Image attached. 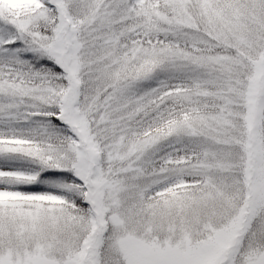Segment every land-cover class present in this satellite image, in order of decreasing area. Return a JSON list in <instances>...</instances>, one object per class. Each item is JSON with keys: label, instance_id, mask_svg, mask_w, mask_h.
<instances>
[{"label": "snow or ice", "instance_id": "6c2138e0", "mask_svg": "<svg viewBox=\"0 0 264 264\" xmlns=\"http://www.w3.org/2000/svg\"><path fill=\"white\" fill-rule=\"evenodd\" d=\"M0 264H264V0H0Z\"/></svg>", "mask_w": 264, "mask_h": 264}]
</instances>
